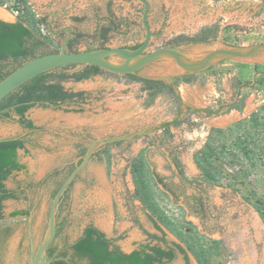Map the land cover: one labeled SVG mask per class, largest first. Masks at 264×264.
I'll return each mask as SVG.
<instances>
[{"label": "rangeland", "instance_id": "rangeland-1", "mask_svg": "<svg viewBox=\"0 0 264 264\" xmlns=\"http://www.w3.org/2000/svg\"><path fill=\"white\" fill-rule=\"evenodd\" d=\"M147 1L154 33L147 51L176 46L191 59H199L216 48L264 42V0ZM144 9L140 0H0V15L18 19L28 14L27 23L57 51L69 37L67 26L83 34L74 36L77 40L67 47L69 51L99 49L97 31L111 21L117 29L109 32L105 47L142 43ZM201 36L210 37L186 41ZM110 59L120 61L117 56ZM83 68L77 65L64 72ZM185 74L174 61L162 59L144 66L137 77L109 71L81 80L70 77L62 84L83 91L84 100L32 107L27 115L37 129L22 126L15 114L0 117V138L21 136L26 141V148L19 150L26 168L6 181L9 189L27 188L19 198L3 202L5 217L0 225L12 226L6 264H30L33 245L38 248L47 233L54 190L99 138L118 139L94 149L62 197L57 209L60 234L55 239L59 247L75 241L89 223L124 251L147 242L148 233L161 234L136 195L131 167L141 153L150 172L162 176L178 194L175 199L154 182L161 210L176 223L194 227L205 242L216 240V264H264V219L255 203L256 196L264 198V172L251 173L244 181L226 174L215 185L203 179L195 160L213 127L248 119L264 103V53L252 59H224L204 71ZM140 78L164 79L174 89L157 88ZM235 103L242 108H229ZM207 109L221 111L209 114ZM176 118L180 122L163 127ZM198 197L205 201L206 210L192 207ZM16 209H29L30 214L10 217ZM161 224L169 240H180ZM189 254L191 263L199 264ZM167 264L186 263L178 254Z\"/></svg>", "mask_w": 264, "mask_h": 264}, {"label": "trees", "instance_id": "trees-1", "mask_svg": "<svg viewBox=\"0 0 264 264\" xmlns=\"http://www.w3.org/2000/svg\"><path fill=\"white\" fill-rule=\"evenodd\" d=\"M26 19V20H25ZM43 19V18H42ZM81 21V17H73ZM30 16L20 17L15 22H8L0 18V81L26 61L39 55L57 52L51 50L47 41L27 23ZM110 25L102 26L97 35L102 42L108 39L109 32L117 29L115 21ZM76 36H83L77 33ZM210 36L188 39L186 41H207ZM77 38H73L68 47L71 48ZM142 43L130 46L138 48ZM93 49V48H88ZM84 68L72 74L64 72L67 68L60 67L44 72L25 82L0 101V117L10 118L18 116L19 123L25 128L35 130L38 127L27 115L28 111L37 104L58 106L64 103L81 102L85 98L83 91L66 89L62 81L70 77L81 80L92 75L107 72L98 65L83 64ZM116 74V73H115ZM128 76L137 77L129 73ZM186 76L191 73H186ZM264 77V76H263ZM180 78L175 76L174 79ZM157 88L161 85L174 89L173 84L164 79L140 78ZM229 108H239L238 104H230ZM209 114L219 113L221 110H206ZM183 110L179 111V115ZM180 122L179 118L166 122L163 127ZM26 148L23 137L17 136L0 141V219L4 218L3 202L7 199H17L19 194L27 190L19 186L9 189L6 181L14 172L22 171L26 165L19 159V150ZM85 150L82 151V155ZM195 160L202 171L203 179L210 184H221L226 174L233 180L244 181L251 173L264 172V103L255 110L248 119L239 120L228 127H213L203 148L195 155ZM74 168V167H73ZM71 168L69 172L73 170ZM132 173L136 183V195L150 211V219L154 227L161 233H148L149 240L141 243L130 252L121 249L107 234L92 223L87 224L81 235L73 242L66 241L63 247L55 242L48 247L46 258H53L51 264H167L182 254L186 264H192L189 252L191 251L199 264H216L213 259L218 250V242L207 243L202 234L194 227H185L173 221L161 210L156 199L154 182L163 186L165 191L177 199L176 189L165 182L156 172H150L144 154H139L132 161ZM181 174L184 172L181 169ZM187 181V178H184ZM62 181L53 192L57 193ZM31 185H28L30 188ZM67 193V191H66ZM65 193V194H66ZM192 207L206 210L203 198H195ZM257 210L264 219V198L255 197ZM200 206V207H199ZM29 209L11 211L10 217H27ZM165 224L180 239L169 240L162 227ZM12 234V226L0 225V264H6L8 240ZM60 234L57 229V236Z\"/></svg>", "mask_w": 264, "mask_h": 264}, {"label": "water", "instance_id": "water-1", "mask_svg": "<svg viewBox=\"0 0 264 264\" xmlns=\"http://www.w3.org/2000/svg\"><path fill=\"white\" fill-rule=\"evenodd\" d=\"M140 1L145 4L142 21L146 29V37L138 48L132 49L125 46H108L99 49L69 51L67 49L69 36L59 51L32 58L2 79L0 81V101L10 92L35 76L60 67L94 64L112 73L138 74L140 69L152 62L170 59L184 71L201 72L224 59H252L264 53V42L249 46L216 48L206 52L199 59H191L176 46H164L153 51H147L154 33L148 23L149 3L147 0ZM0 18L8 22L17 21L16 18L7 19V17H3L2 15H0ZM110 56H117L120 61H112ZM10 138L12 137H2L0 141ZM117 139L118 138H99L94 140L89 145L82 162L65 178L51 202L47 233L38 248H36L35 245L32 247L30 264H51L53 258H46V252L57 236V209L62 197L78 173L87 166L94 149L100 144L112 143Z\"/></svg>", "mask_w": 264, "mask_h": 264}, {"label": "flooded vegetation", "instance_id": "flooded-vegetation-1", "mask_svg": "<svg viewBox=\"0 0 264 264\" xmlns=\"http://www.w3.org/2000/svg\"><path fill=\"white\" fill-rule=\"evenodd\" d=\"M70 32H69V35L68 36H70V38H69V42L74 38V36H76V32L74 31V30H72V28H70V27H66ZM59 33H61V32H59ZM69 42H68V44H69ZM67 47H68V45H67ZM69 48V47H68ZM141 70V69H140ZM140 70L138 71V73L140 72ZM186 73H192V72H187V71H185ZM180 255H182V254H180ZM183 256V255H182ZM184 258V257H183ZM185 260V259H184ZM173 261V260H172ZM171 262V261H170ZM186 263V262H185Z\"/></svg>", "mask_w": 264, "mask_h": 264}, {"label": "crops", "instance_id": "crops-1", "mask_svg": "<svg viewBox=\"0 0 264 264\" xmlns=\"http://www.w3.org/2000/svg\"><path fill=\"white\" fill-rule=\"evenodd\" d=\"M58 14H59V12H58V11H55V12H54V17H57ZM73 17H77V16H72V18H73ZM67 27H70V26H67ZM70 28H71V27H70ZM69 32H70V31H69Z\"/></svg>", "mask_w": 264, "mask_h": 264}]
</instances>
